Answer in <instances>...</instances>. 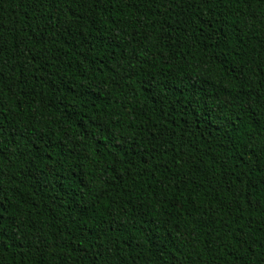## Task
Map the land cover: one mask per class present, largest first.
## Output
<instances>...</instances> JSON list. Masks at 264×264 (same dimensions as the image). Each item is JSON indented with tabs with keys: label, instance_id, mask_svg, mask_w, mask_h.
Instances as JSON below:
<instances>
[{
	"label": "trees",
	"instance_id": "obj_1",
	"mask_svg": "<svg viewBox=\"0 0 264 264\" xmlns=\"http://www.w3.org/2000/svg\"><path fill=\"white\" fill-rule=\"evenodd\" d=\"M0 264H264V0H0Z\"/></svg>",
	"mask_w": 264,
	"mask_h": 264
}]
</instances>
